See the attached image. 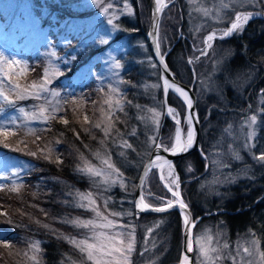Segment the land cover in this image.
<instances>
[{
	"label": "trees",
	"instance_id": "1",
	"mask_svg": "<svg viewBox=\"0 0 264 264\" xmlns=\"http://www.w3.org/2000/svg\"><path fill=\"white\" fill-rule=\"evenodd\" d=\"M105 1L116 3L115 0H101L100 3ZM124 2L135 9V0H122L121 3ZM93 15V8L86 10L83 0H0V41L6 44L11 54L18 55L20 60L32 59V44H39L42 34L52 37L53 31H57L62 38L70 41L78 54L69 72L82 70L89 73L80 80L74 79L75 83L69 81L63 108L58 107L57 114L51 116L55 118H50L47 124L35 131V135L29 136L37 144L45 143L48 151L38 149L35 150L37 156H32L11 151L0 144V152L10 154L12 160H7L16 163L12 171L10 169L3 175L10 176L9 173L14 171L19 173L12 181L9 177L0 183L6 188L0 192L1 210L6 207L5 204L29 193L41 218L33 223H28L26 219H14L13 223L6 224L8 227L3 224L6 230L1 232L0 238L10 244L19 241L26 247L38 244V264H91L86 254L70 242L87 239L93 243L91 233L94 231L78 227L70 221L102 222L96 212L80 206L81 194L90 193L95 207L116 224L115 228H98L99 232L110 236L122 233L126 240H134L130 264H177L182 232L178 213L137 216L133 208L140 170L158 136H163L171 126L165 121L161 128V83L157 65L145 41V28L141 17L134 11L132 16H123L117 21L119 31L111 37L106 28L93 21ZM181 17L187 22L185 12H179V20ZM27 23L34 24L36 32L26 26L21 28L20 24L24 26ZM171 25L174 38L179 25L172 22ZM184 32L192 41L193 33L188 26L184 27ZM112 44L119 49L117 61L121 70L109 77L106 70L99 75L97 67L100 59L95 57L102 53L104 46ZM188 44V40L176 41L166 57L169 68L185 84H190L192 80L189 70L183 69L182 61L184 52L190 50ZM214 47L218 50L217 54L212 55L207 64L196 68L194 91L201 123L200 147L202 153L209 157L210 144L220 145L224 152L229 153L226 156L229 168L226 173H235L237 178L235 180L232 176L231 180H234L224 186L211 183L210 180L216 178L217 167L210 161L212 177L209 178L210 174H205L207 163L196 152L177 160L175 170L183 184L184 200L194 217L200 218L197 226L209 229L222 227L230 240L252 235L259 240L264 251V160L258 159L264 155V22L254 20L239 36L217 41ZM218 54L223 60L214 63ZM201 62L203 60H199ZM91 71L96 72L93 74ZM208 85L214 88V93L208 96L209 103H206L201 98ZM109 97L111 107L106 103ZM117 100L120 101L119 108L115 104ZM92 103L99 107L100 111L96 114L99 121L86 127L75 126L71 120L73 111L88 112ZM247 106L250 113L256 107L260 115L253 158L238 147L231 149L229 146L233 129L243 118ZM153 112L158 115L154 116ZM61 118L68 121L67 125L61 123ZM97 124L100 127H96ZM109 124L114 126L106 136L104 129ZM26 142L29 140L22 143ZM237 150L243 156L234 162L232 156ZM59 155L61 162H58ZM45 156L49 158L45 159ZM104 160L118 169L115 177L125 181L124 189L113 187L101 195L103 191L94 178L79 170L85 163L95 169L108 168ZM12 188L18 190L11 191ZM148 204L160 206V201L148 199ZM2 248L0 246V251H3ZM23 259L26 260V256L23 255ZM20 263L21 260H17L16 264Z\"/></svg>",
	"mask_w": 264,
	"mask_h": 264
},
{
	"label": "rangeland",
	"instance_id": "2",
	"mask_svg": "<svg viewBox=\"0 0 264 264\" xmlns=\"http://www.w3.org/2000/svg\"><path fill=\"white\" fill-rule=\"evenodd\" d=\"M115 1V4L108 1H105L102 4L100 3L101 0H83V5L86 10L93 8V21L106 28L111 37L119 31L118 28H120V26L117 25V21L123 16H132L134 11L137 12L138 17H141L140 19L143 29L145 28L144 32L146 34L150 20V0H135V9L127 5L125 2L121 3L122 0ZM168 2L173 3L164 11L158 29V43L160 49L162 53H166L176 41L187 42L188 40L190 50L184 52L185 55L182 59L184 62L183 69L189 70V74L191 75L190 68H192L193 71L195 70V76H197L196 68L200 65L207 64V62L212 59V55L214 57L218 52L216 47H214L215 43L206 50L204 41L207 36L213 33H215V36L223 35V32L227 31L229 26L235 20L237 13L264 14V0H168ZM224 5H227V7ZM178 11L182 14L185 12L187 22H185L183 17L179 20ZM109 21H111V23H109ZM171 22L176 26L179 25L177 35L174 38H172L171 35ZM245 25V22L242 21L241 27L238 30L233 31L230 34L229 39L239 36L245 29ZM20 26L23 29L26 28L21 24ZM187 26L190 32L193 33L192 35L194 38L192 41L186 37L184 32V27L187 28ZM42 39L40 38L39 44H32L34 52L33 56L30 57L32 59L29 60H20L16 57L18 55L11 54L4 43L0 41V56H3L7 60L18 62V65L12 66L14 70L13 82H18L22 86H27L33 82H41L46 75L50 78V83L47 84L48 91L41 93L39 99L32 96L17 99L16 94L10 91L12 84H10L8 80L3 79L4 73L0 71V91H3L5 95L9 96L10 100L14 101V103L9 104L0 98V108H2V111H0V125L3 126V130L9 132V135L5 137L3 135V130H0V144L4 146L6 145V148H10L11 151L24 152L30 155L35 153V150L38 151V149L40 151L43 149L46 151L49 150L44 146L45 143L41 142V144H37L35 143V140L29 138V136L35 135V131H37L39 127L47 124L51 116L57 114L58 107L61 106L63 108V97L69 89V83H75L74 79L80 80L81 77L88 76L89 74L82 70H75L73 73L69 72L72 63H74L75 57L78 56V54L71 47L70 41L67 38H62L60 33L53 31L52 37H49L45 33L42 34ZM24 43L27 44L26 40ZM15 48L18 49V47ZM103 49L102 53H98V56L95 57L100 59L97 73L102 75V71L105 72L106 70V76L109 77L111 74L115 75L113 73L121 70L120 64L117 61L119 49L114 46V44L109 47L104 46ZM202 51L205 52V54L202 55ZM199 56L200 58L195 60ZM199 60H203V62L199 63ZM222 60V55L218 54V60L214 63L221 62ZM117 64L119 67H117ZM3 67V65H0V68ZM4 71H7V68H5ZM91 72L95 74L96 71ZM21 73L23 74L21 75ZM213 91L214 88L211 85L206 86L204 89L206 97L203 95L201 99L206 101V103H209L208 96L213 95ZM53 93H56V95ZM171 104L170 107L173 109V116L176 119H179L183 130V136L185 138L189 127L186 123L187 114L185 107L182 102L173 95H171ZM207 106L208 104L205 105L206 108ZM42 107L46 109L45 116L50 117L47 120H45L44 116L39 114V110ZM98 111H100L99 107L95 103L90 105L88 112L87 110L84 112L83 110L76 109L71 115L72 123L77 127H86L90 125L91 122L97 123L99 121L96 116ZM253 116L256 118L255 123H252L251 121ZM259 116L256 107L252 113H250L249 106H247L246 110L243 112V118L239 121L238 125H236L237 127L233 129V139L229 141L231 149L238 147V150L241 149L244 154L253 158L252 149L257 137L256 130ZM85 117H87V121L85 120ZM64 120L66 119H61L60 121L63 125H67V123H64ZM170 125L171 126L166 129V133L159 141L165 145L175 143L176 127L173 124ZM24 140H29V142L24 144L22 143ZM238 150L236 154L232 156L234 162H238L243 156L242 152H239L238 154ZM228 155L229 153L226 151L224 152L220 145H214V143L210 144L209 157L206 155L203 160L208 164V167L205 168V174H210V171H212L210 170V161H212L217 167L216 178L213 180L211 179V183H219L220 186H224L234 179L236 180L237 175L235 173H226L229 169L228 163L226 162V156ZM32 156L37 155L35 153V155ZM10 157L11 155L6 152H0V183L9 177L12 181L13 178H17L19 175V173L15 171L12 173L10 172V176L5 177V175H3L7 170L9 171L11 169L12 171V167L16 164L14 160H7L10 159ZM41 158H43V156ZM61 161L62 157L60 156L58 162ZM97 170L101 171L102 175H91V177L94 178L99 189L103 191L100 192L101 195H103L105 191L108 192L109 189L113 187H118L120 190L124 189L125 181L121 178L115 177L116 172L112 169L105 168L103 170ZM175 173L174 165L171 169L168 166L163 168L161 179L156 171L150 173L146 179L143 190L144 199H147V204L148 199H157L160 201L159 205H164L169 201L174 202V197L168 192L169 189H171V192H176L178 189L179 194L183 198V184H180L181 181L178 180ZM232 176L234 178L233 180H231ZM210 177H212L211 174L209 175V178ZM173 181H175V183H173ZM3 187L4 186H0V192L6 189ZM33 201V196L29 193H25L23 197H17V200L5 204L6 207H3V210L0 208V236H2L1 232H3L4 229L6 230L3 224H11L14 219H26L28 223H33V221L35 222L41 219L38 207L33 204ZM81 204L87 205L88 201L81 200ZM82 208L92 210L91 207ZM99 223L102 222L98 221L97 224ZM8 226L9 225H6V227ZM98 228L99 227L96 229ZM96 229L91 233V239L93 238L94 233H100L99 229L101 228L98 230ZM209 236L212 237L210 242L206 239ZM3 240L0 238V246L3 247V251H0V264H16L17 260H21L20 264H35L37 262L30 259L31 256L36 255L38 260V254L31 250L30 246L26 247V245L19 241L18 243L10 244L5 239ZM197 241H199V243ZM94 242L93 239V243ZM193 244L194 264H262V260H264V257L261 255L264 254V251L261 249L259 240L256 237L249 235L239 239L237 238L236 240H230L222 227H213L209 229L197 226L194 230ZM201 245L206 249H215V251H210L208 253L210 259L201 255ZM245 249H248V251H245ZM23 255L26 256V260L23 259ZM90 262L92 264V261ZM74 264L83 263L79 262Z\"/></svg>",
	"mask_w": 264,
	"mask_h": 264
},
{
	"label": "snow or ice",
	"instance_id": "3",
	"mask_svg": "<svg viewBox=\"0 0 264 264\" xmlns=\"http://www.w3.org/2000/svg\"><path fill=\"white\" fill-rule=\"evenodd\" d=\"M224 6L227 7V5H224ZM162 7H163L162 0H156V12L157 13H159L162 10ZM248 19H249L248 14L237 13L235 22H232L231 27L227 31L223 32V36H228L233 31L238 30L241 27L240 21L241 20L247 21ZM109 23H111V21H109ZM214 38H215V33L210 34L209 36H207L204 43L208 47H211L209 42L212 41ZM157 50H159V46H157ZM203 54H205V52L202 51V55ZM0 65L4 66L3 68H0V71L4 73L3 79L8 80L9 83L12 84L10 91L16 94L17 99H23L26 96H32L36 99H39L41 93L48 91L47 84L50 83V78L47 75L39 83L33 82L27 86H22L18 82H13L14 81V74H13L14 70L12 66L18 65L17 61H10V60L5 59L3 56H0ZM117 67H119L118 64H117ZM5 68H7V71H4ZM22 74L23 73H21V75ZM165 85H166V88L173 87V85L169 84L167 80L165 81ZM112 91H115V89H112ZM175 91L178 92L180 96L184 98L185 102L188 105V108L191 109L192 101L189 98L187 92L183 91L179 87H176ZM53 94L56 95V93H53ZM0 98H2L3 101L6 103H9V104L14 103V101L10 100L9 96L5 95L3 91H0ZM106 103H109V107L112 106L111 97H109V100L106 101ZM115 104L117 108L120 107L119 100H117ZM0 111H2V108H0ZM21 111L23 112L22 109ZM45 112H46L45 108L43 107L40 108L39 114L41 116H44L45 120H47L50 117L45 116ZM169 112L173 113V110L169 109ZM153 115L155 116L158 114L153 112ZM51 118L54 119L55 117H51ZM85 120L87 121V117H85ZM192 120H193V116L190 114L186 118V123L189 125V127H188V131H187V135L185 139L183 140L181 139V129L177 127L176 133H175V143H171L170 145H165L163 143H157L155 146L157 148H161L163 151H170L172 154H176L177 152L187 151V149L192 146V142L194 138V129L191 126ZM255 120L256 118L255 116H253L251 118L252 123H255ZM64 123H68V121L64 120ZM176 123L177 124L180 123L179 119L176 120ZM113 126L114 125L109 124V126L104 129L106 136L109 130L111 129V127ZM96 127H100V125L97 124ZM0 130H3L2 125H0ZM3 135L7 137L9 135V132L6 130H3ZM37 139H39V137H37ZM126 146L130 147V145H127V144ZM32 155H35V153H32ZM48 158L49 157L45 156V159H48ZM258 159L264 160V155L258 157ZM161 160L162 158L158 156L156 157V160L153 161L152 163L153 165H155L157 162H160ZM103 163L106 164L109 169H112L114 172L118 173V169H116L115 166L110 163V161L104 160ZM163 163L168 164L167 161H163ZM168 167L171 169L172 167L171 164H168ZM79 170L82 172H86L87 174L92 175V176L102 175L101 171L95 169L93 166H90L87 163H85L84 167L80 168ZM173 183H175V181H173ZM17 190L18 189L16 188L11 189V191H17ZM169 190L171 191V189ZM173 196H176L177 198H179L178 191L173 192ZM80 199L88 201L87 205L81 204L80 206L81 207H91L92 211L96 212V216L102 221V223L97 224V222L93 220H89V221L74 220V221H70V223H73L74 225L78 227L91 228L93 230L96 229L97 227L99 228H115L116 227V224L113 221L109 220L95 207V200L92 199V196L90 193L87 195L81 194ZM178 202H179L181 209H184L187 207L182 201H179V199H178ZM141 204L143 205L144 209L149 208L148 204H143V198H141ZM172 206H173L172 201H169L166 205L167 208H171ZM155 210L164 211L165 208L160 207V208H156ZM112 215H116V214L113 213ZM185 223L186 224L189 223L187 219H185ZM149 231H151V229H149ZM93 239L95 241L94 243H90L87 239L79 240V241L73 239L70 242L76 248H78L81 253H85L87 260L92 261V264H130L129 257L134 248L133 239L126 240L123 237L122 233L110 236L104 232L94 233ZM206 239L208 242H210L212 237L209 236ZM197 242L199 243V241ZM30 249L33 250L35 253H38L39 245L34 243L30 245ZM187 250L189 252L193 250V241L191 239L187 240ZM210 251H215V249H212V248L206 249L203 245H201L200 253L202 256L210 259V257H208V253ZM245 251H248V249H245ZM261 255L262 257H264V254H261ZM30 259H32L33 261H37V264H38L36 255L31 256ZM186 261H187V258H185V260L182 261V264H186ZM262 264H264V260H262Z\"/></svg>",
	"mask_w": 264,
	"mask_h": 264
},
{
	"label": "water",
	"instance_id": "4",
	"mask_svg": "<svg viewBox=\"0 0 264 264\" xmlns=\"http://www.w3.org/2000/svg\"><path fill=\"white\" fill-rule=\"evenodd\" d=\"M162 10L157 13L156 12V0H150V22H149V27L148 31L146 34V42L149 47L150 53L158 66L159 70V77L162 85V102H163V109H164V116L165 118L174 124V126L177 128L179 127L181 129V139H184L183 136V130L182 127L179 124H177L174 120H172L168 113L170 106L168 104V93L171 92L175 96H177L182 103L185 106L187 117L191 114L193 116L192 120V128L194 129V138L192 142V146L187 149V151H182V152H177L176 154H172L170 151H163L161 148H157L156 146L153 148L152 152L150 153L148 159L146 160L144 166L142 167L137 184H136V189L134 193V199H133V205H134V211L137 215H153V216H159V215H164L167 213L171 212H176L180 215L182 222H183V228H182V234H181V250H180V257H179V263L182 264V261L187 258L186 264H194V248L191 252L187 250V240L191 239L193 241V231L196 226L197 221H195L194 216L192 214V211L190 210L189 206L186 204V202L182 199V197L179 194V198L175 197V202L173 203V206L171 208H167L166 205L163 206L165 208L164 211H156V208L160 207H149L147 209L143 208V205L141 204V198H143V187L145 183L146 176L148 173L155 169L156 167H163L168 164H173L176 160L181 159L185 156H188L189 154L193 152H200V121H199V116H198V111H197V99L196 95L194 93V82L190 85L182 83L170 70L167 62H166V56L162 55L160 48L157 50L158 45V29H159V24L161 20L162 13L166 7L170 5V3H167L166 0H162ZM254 19H261L264 20V15L261 13H257ZM231 27V26H230ZM229 27V28H230ZM228 36H215L213 41L211 42L214 43L215 40H222L227 38ZM210 47L206 46V50H208ZM168 81L169 84L173 85V87L166 88L165 81ZM179 87L183 91H186L189 98L192 101V107L191 109L188 108V105L186 102H183V100L180 97V94L175 91V88ZM157 143H159L157 141ZM156 143V144H157ZM161 157L162 160L160 162H157L155 165H153V161L156 160V157ZM163 161H167L168 164H164ZM178 191V190H177ZM179 201H182L187 207L184 209L180 208ZM143 204H146L143 200ZM185 219L189 222L188 224L185 223Z\"/></svg>",
	"mask_w": 264,
	"mask_h": 264
},
{
	"label": "bare ground",
	"instance_id": "5",
	"mask_svg": "<svg viewBox=\"0 0 264 264\" xmlns=\"http://www.w3.org/2000/svg\"><path fill=\"white\" fill-rule=\"evenodd\" d=\"M242 21L244 22V20H241V21H240V24H241V25H242ZM234 22H235V21H234ZM212 41H213V40H212ZM212 41H210L209 43L211 44ZM205 45H206V44H205ZM206 46H207V45H206ZM180 97H181V99L183 100V102H185L184 98H183L182 96H180ZM181 102H182V101H181ZM168 115H169L170 118H172V119L176 122L177 119L173 116V113H170V112H169ZM185 138H186V137H185ZM185 138H184V139H185ZM163 168H165V167H164V166H163V167H156L154 170H155L157 173H160V174H161Z\"/></svg>",
	"mask_w": 264,
	"mask_h": 264
}]
</instances>
